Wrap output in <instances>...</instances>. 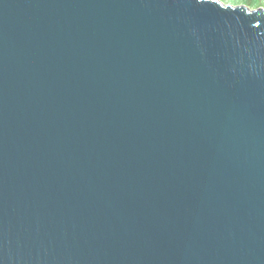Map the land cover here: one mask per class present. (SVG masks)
Listing matches in <instances>:
<instances>
[{
	"label": "water",
	"instance_id": "water-1",
	"mask_svg": "<svg viewBox=\"0 0 264 264\" xmlns=\"http://www.w3.org/2000/svg\"><path fill=\"white\" fill-rule=\"evenodd\" d=\"M0 264H264V11L0 0Z\"/></svg>",
	"mask_w": 264,
	"mask_h": 264
},
{
	"label": "rangeland",
	"instance_id": "rangeland-1",
	"mask_svg": "<svg viewBox=\"0 0 264 264\" xmlns=\"http://www.w3.org/2000/svg\"><path fill=\"white\" fill-rule=\"evenodd\" d=\"M224 5L245 7L250 11H264V0H216Z\"/></svg>",
	"mask_w": 264,
	"mask_h": 264
}]
</instances>
